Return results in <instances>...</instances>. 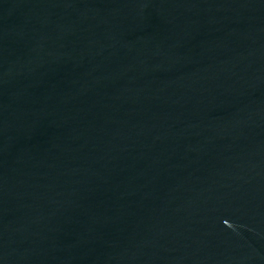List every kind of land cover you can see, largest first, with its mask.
Returning <instances> with one entry per match:
<instances>
[{
	"label": "water",
	"instance_id": "obj_1",
	"mask_svg": "<svg viewBox=\"0 0 264 264\" xmlns=\"http://www.w3.org/2000/svg\"><path fill=\"white\" fill-rule=\"evenodd\" d=\"M0 264H264V0H0Z\"/></svg>",
	"mask_w": 264,
	"mask_h": 264
}]
</instances>
